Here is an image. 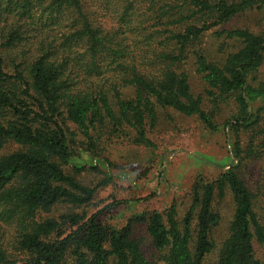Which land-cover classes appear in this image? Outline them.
Segmentation results:
<instances>
[{
  "label": "trees",
  "instance_id": "16d2710c",
  "mask_svg": "<svg viewBox=\"0 0 264 264\" xmlns=\"http://www.w3.org/2000/svg\"><path fill=\"white\" fill-rule=\"evenodd\" d=\"M105 4L95 14L88 0H0V264H203L216 248V264H264L256 252L264 245V218L240 172L264 156V31L215 30L237 42L220 58L203 47L207 31L264 9V0ZM106 7L113 14L109 25L102 22ZM191 58L214 106L233 102L236 108L223 124L191 89L184 70ZM159 108L196 116L212 131L228 128L235 135L234 164L211 180L194 179L181 218L172 204L113 222L112 209L140 198L97 207V192L112 176L86 184L65 168H99L104 138L152 146L147 130ZM241 132L249 135L244 146L236 136ZM8 144L14 149L6 152ZM80 150L91 164L73 162ZM226 197L233 214L217 245L213 231ZM60 204L66 211L42 217ZM139 224L152 258L133 236Z\"/></svg>",
  "mask_w": 264,
  "mask_h": 264
},
{
  "label": "rangeland",
  "instance_id": "374dc122",
  "mask_svg": "<svg viewBox=\"0 0 264 264\" xmlns=\"http://www.w3.org/2000/svg\"><path fill=\"white\" fill-rule=\"evenodd\" d=\"M107 0H88L89 7L95 14L102 12ZM106 17L102 22L112 24V12L106 7ZM95 18V16H93ZM234 27H246L252 31H264V9L247 11L244 14L232 18L229 22L215 26L205 33L203 47L210 57H223L227 51L234 49L237 42L233 39L224 40L215 34L217 29H230ZM223 42V43H222ZM222 43V45H221ZM189 83L195 94H201L203 105L208 111L214 112V121L223 124L230 119L236 108L233 102H221L214 106V102L208 99L205 93V84L200 74L195 71L194 60L191 58L184 65ZM264 78V64L261 68ZM158 119L152 129L147 130V136L152 141V146L134 144L128 137L112 138L111 141L104 138L99 148L102 160L99 168L78 171L67 166V172L75 174L77 178L86 184L100 181L105 174L112 176V181L97 192L95 203L97 207L104 206L113 199L123 200L140 198L137 204H130L125 208H114L110 212V220L120 222L129 216L134 210L162 211L175 204L177 217L181 218L190 204V190L194 179L201 176L211 180L217 176L221 169L227 168L233 161V142L235 135L228 128L219 125L217 131H212L196 116H186L167 108L157 109ZM240 145L248 142L249 135L241 132L236 135ZM14 149L13 144L5 147L6 152ZM107 159V161L105 159ZM104 159V160H103ZM92 158L80 150L73 162L77 165L91 164ZM240 172L247 185L256 195V209L264 218V156L253 157L241 166ZM149 196L148 199H144ZM221 213L220 225L213 231V238L217 245L228 234L229 221L233 214V203L226 197L218 205ZM93 207L86 208L90 214ZM66 211V206L60 204L45 216H58ZM4 234L3 239H6ZM133 236L141 242L145 255L152 258L155 254L151 247L144 224L134 228ZM257 256L264 262V245H256ZM218 249L213 250L203 264H216Z\"/></svg>",
  "mask_w": 264,
  "mask_h": 264
}]
</instances>
